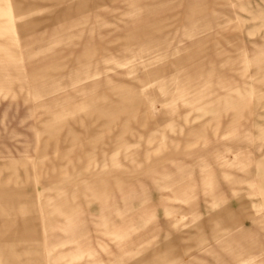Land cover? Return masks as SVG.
<instances>
[{
  "label": "rangeland",
  "instance_id": "374dc122",
  "mask_svg": "<svg viewBox=\"0 0 264 264\" xmlns=\"http://www.w3.org/2000/svg\"><path fill=\"white\" fill-rule=\"evenodd\" d=\"M37 5L0 36V184L36 230L0 264H264V0Z\"/></svg>",
  "mask_w": 264,
  "mask_h": 264
},
{
  "label": "crops",
  "instance_id": "0c3cea01",
  "mask_svg": "<svg viewBox=\"0 0 264 264\" xmlns=\"http://www.w3.org/2000/svg\"><path fill=\"white\" fill-rule=\"evenodd\" d=\"M3 5H0V36L2 35H8L10 36V39H14L16 29L14 26L15 20L19 19L23 15L30 13L35 8L38 7V1L41 0H32L27 3H11L10 0H2ZM0 0V2H2ZM52 3L59 2V0H46ZM62 1V0H61ZM78 3L76 8L80 9L84 7L85 5ZM71 7L68 9H65L66 12L70 11ZM205 7H193L189 10L186 20L190 21L192 17L196 14H200L204 12ZM64 11V12H65ZM31 26V24L24 25V27ZM22 28V27H21ZM21 30V29H20ZM151 27L148 29H143L141 32H144L142 38L150 35ZM15 32V33H14ZM136 38H132L131 40H134ZM138 39V38H137ZM127 41H130L129 38L126 39ZM7 46L0 43V55L3 56H10L6 54V51L4 50ZM95 53H89L84 52L82 54V58L89 60L92 57H94ZM185 60H188V57L185 58ZM184 61V60H183ZM181 62V60L179 61ZM264 82V79H263ZM3 83H0V88H2ZM232 93L235 94V96L232 95ZM243 94L240 92L239 89H230L228 93L223 94L221 97L215 99L214 101H207L206 104H223L224 106L229 107H240L243 105L242 98ZM186 102V101H185ZM21 198L20 194H12L9 189L2 187L0 184V250H2V255L7 256H17L22 254V251H17V248L19 247V244L16 242L18 239H30L34 236H36V230L34 226V219L32 218H20L18 219V216H21L24 213L23 208H17L16 204L18 200ZM14 209V210H5V209ZM13 213V215H12ZM71 241H62L60 243L54 244L53 248L55 247H63L67 244H70ZM76 243V242H73ZM33 248V247H32ZM30 247L26 248V251L28 253H35L30 250ZM26 252V253H27ZM81 251L80 246H76L74 249V252L71 255V260L78 259L81 257ZM89 255H91V252H88ZM21 261V260H20ZM40 264V260L38 258L29 259L27 261H21L18 264ZM159 264H173V260L164 257Z\"/></svg>",
  "mask_w": 264,
  "mask_h": 264
}]
</instances>
